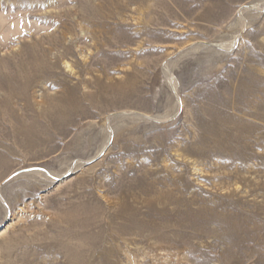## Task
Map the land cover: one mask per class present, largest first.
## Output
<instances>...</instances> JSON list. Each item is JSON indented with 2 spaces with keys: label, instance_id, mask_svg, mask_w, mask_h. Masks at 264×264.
Listing matches in <instances>:
<instances>
[{
  "label": "rangeland",
  "instance_id": "374dc122",
  "mask_svg": "<svg viewBox=\"0 0 264 264\" xmlns=\"http://www.w3.org/2000/svg\"><path fill=\"white\" fill-rule=\"evenodd\" d=\"M0 264H264V0H0Z\"/></svg>",
  "mask_w": 264,
  "mask_h": 264
},
{
  "label": "bare ground",
  "instance_id": "6f19581e",
  "mask_svg": "<svg viewBox=\"0 0 264 264\" xmlns=\"http://www.w3.org/2000/svg\"><path fill=\"white\" fill-rule=\"evenodd\" d=\"M255 7H256V6H255ZM252 8H253V6H249L248 9L251 10ZM242 10H244V8L240 10V16H239V17H241L242 20H243V22L245 23V22L247 21V17H245V15L242 14ZM250 10H249V11H250ZM245 12H246V11H245ZM237 20H238V19H237ZM238 22H239V21H238ZM235 24H236V23H235ZM244 25H245V24H244ZM245 26H246V25H245ZM245 26H244V27H245ZM215 45H216V46H221V45H223V44H221V43L219 44V43H218V44H215ZM110 139H111V134L108 136V142H109ZM108 142H107V143H108ZM70 170H71V169H70Z\"/></svg>",
  "mask_w": 264,
  "mask_h": 264
}]
</instances>
